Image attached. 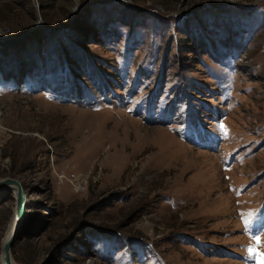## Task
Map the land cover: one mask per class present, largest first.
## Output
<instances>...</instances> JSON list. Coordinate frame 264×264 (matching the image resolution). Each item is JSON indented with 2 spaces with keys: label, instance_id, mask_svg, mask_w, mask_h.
I'll return each mask as SVG.
<instances>
[{
  "label": "rangeland",
  "instance_id": "obj_1",
  "mask_svg": "<svg viewBox=\"0 0 264 264\" xmlns=\"http://www.w3.org/2000/svg\"><path fill=\"white\" fill-rule=\"evenodd\" d=\"M0 34L16 264H261L264 0H0Z\"/></svg>",
  "mask_w": 264,
  "mask_h": 264
},
{
  "label": "water",
  "instance_id": "obj_2",
  "mask_svg": "<svg viewBox=\"0 0 264 264\" xmlns=\"http://www.w3.org/2000/svg\"><path fill=\"white\" fill-rule=\"evenodd\" d=\"M38 24H35L33 28L28 32L26 35L11 39L7 42L2 41V43L8 45H12L18 43L19 41L23 40L24 38L28 37L30 33L38 27ZM1 42V41H0ZM10 190L14 193L15 198V213H14V220L16 223L14 231L9 235V237L3 242L1 248V264H16L12 257V249L15 242L20 237L21 226L24 223L25 219V211L27 208V196L25 190L20 181L16 179H3L0 180V192Z\"/></svg>",
  "mask_w": 264,
  "mask_h": 264
},
{
  "label": "built area",
  "instance_id": "obj_3",
  "mask_svg": "<svg viewBox=\"0 0 264 264\" xmlns=\"http://www.w3.org/2000/svg\"><path fill=\"white\" fill-rule=\"evenodd\" d=\"M0 48H2V45H0ZM0 56H1V50H0ZM69 183L76 189L79 187V178L73 176L69 179Z\"/></svg>",
  "mask_w": 264,
  "mask_h": 264
},
{
  "label": "bare ground",
  "instance_id": "obj_4",
  "mask_svg": "<svg viewBox=\"0 0 264 264\" xmlns=\"http://www.w3.org/2000/svg\"><path fill=\"white\" fill-rule=\"evenodd\" d=\"M32 32H33V31H32ZM32 32H31V33H32ZM31 33H30V34H31ZM0 36L3 37L1 34H0ZM1 40H3V39L1 38ZM9 40H11V38H8V40L5 39V42H7V41H9ZM19 42H20V41H19ZM15 226H16V223H15V220L13 219L12 222H11V228H10V230L8 231V234H7L6 239H7V238L9 237V235L14 231ZM6 239H5V240H6ZM5 240H4V241H5Z\"/></svg>",
  "mask_w": 264,
  "mask_h": 264
},
{
  "label": "snow or ice",
  "instance_id": "obj_5",
  "mask_svg": "<svg viewBox=\"0 0 264 264\" xmlns=\"http://www.w3.org/2000/svg\"><path fill=\"white\" fill-rule=\"evenodd\" d=\"M221 127H223V126H221ZM256 243H257V245H259V243H260L259 237L256 238ZM249 251H250V252H253L254 249H251V248H250ZM261 264H264V258H262V260H261Z\"/></svg>",
  "mask_w": 264,
  "mask_h": 264
}]
</instances>
